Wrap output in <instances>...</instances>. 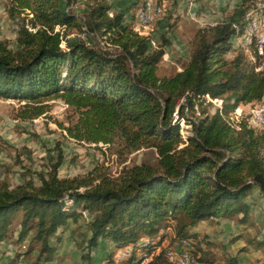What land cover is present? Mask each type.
Here are the masks:
<instances>
[{"label": "trees", "instance_id": "16d2710c", "mask_svg": "<svg viewBox=\"0 0 264 264\" xmlns=\"http://www.w3.org/2000/svg\"><path fill=\"white\" fill-rule=\"evenodd\" d=\"M10 1L11 14L25 17L16 48L0 41V97L20 103L18 117L48 115L49 101L59 98L70 111L67 123H57L70 137L116 145L126 155L152 148L157 160L118 176L96 167L61 178L58 141L39 185H0V243L18 221L20 239L33 233L31 241L41 245L34 264H43L55 251L51 237L84 218L87 230L79 236L89 263L101 238H109L116 248L101 264H143L152 254L147 264H170L167 250L183 240L196 241L194 264H240L234 255L221 261L192 228L220 216L246 219V198L254 191L264 196V128L251 117L232 121L241 106L264 105V59L244 43L226 56L234 38L243 42L247 13L264 0H242L226 19L200 28L187 63L166 76L157 73L165 45L153 46L147 26L136 28L140 0L131 22L124 11L110 12L113 0H86L82 16L65 0ZM95 35L101 44H94ZM214 100L221 104L212 112ZM182 119L191 125L186 138ZM127 246L133 249L118 258Z\"/></svg>", "mask_w": 264, "mask_h": 264}, {"label": "rangeland", "instance_id": "374dc122", "mask_svg": "<svg viewBox=\"0 0 264 264\" xmlns=\"http://www.w3.org/2000/svg\"><path fill=\"white\" fill-rule=\"evenodd\" d=\"M10 2L0 0V41L9 40L10 47L16 48L17 30L25 13L11 14ZM68 2L65 0L64 4L76 14L82 16L86 11V0H73L72 4ZM241 2L242 0H158L162 13L153 23L143 24L153 36V46L164 44L166 48V54L157 71L158 75L166 76L180 71L189 60L197 31L226 19ZM134 8L135 6L130 4L118 7L113 1V9L110 12L124 11L133 14ZM131 21L132 19H126V22ZM140 25L142 24L137 22L136 28L139 29ZM69 33L72 37L77 36L75 30H70ZM100 40L99 35L93 36L95 45L101 44ZM242 43L241 38H234L233 48L226 55L227 58H232L236 48ZM49 102L52 109L48 115L22 120L18 117L20 103L14 99L0 97V185L14 188L31 181L39 185L41 172L50 169L51 150L58 141L61 142L64 155L63 164L58 171L61 178L86 175L96 167H101L112 176H118L125 167L133 164L156 163V152L152 148H142L126 155L119 154L116 145L77 141L57 123H67L70 111L68 105L59 98ZM212 103L210 109L213 112L221 101L214 100ZM253 106H241L232 121L236 123L241 119V115L250 114L251 110L256 108ZM198 115L199 113L197 117ZM175 118H178L177 114ZM255 124L258 126L256 122ZM180 128L184 138L191 133V125L186 123L185 119L180 121ZM246 200L250 204L246 219H241L242 214L234 217L220 216L200 222L192 231L199 234L202 246L215 252L221 261L227 255H234L238 257L240 264H264V246L258 245V242L264 240V196L254 191ZM12 228L8 237L0 243V264H34L41 245L31 241L33 233L24 240L20 239L18 221H15ZM86 230L84 218L78 223L71 222L60 228L50 239V244L55 249L52 259L44 261L43 264H101L106 261L114 252L116 244L109 238H101L98 248L91 252L89 263L86 258V244L79 236ZM165 232L174 234L172 228L166 229ZM168 242L169 239L165 245H168ZM195 242L190 241L191 253L195 249ZM127 248L133 246L119 250L117 257L121 258L124 253L126 256L130 250Z\"/></svg>", "mask_w": 264, "mask_h": 264}, {"label": "bare ground", "instance_id": "6f19581e", "mask_svg": "<svg viewBox=\"0 0 264 264\" xmlns=\"http://www.w3.org/2000/svg\"><path fill=\"white\" fill-rule=\"evenodd\" d=\"M114 1V0H113ZM153 7L154 10H161V7L157 5L156 1L153 0ZM138 14L140 15V21H138L141 24H150L153 23L156 18L162 13L161 11H157L154 13V19L151 21L149 20V11H150V3L149 0H140L139 5H137ZM256 11H262V20H264V8L261 5H258L256 8ZM246 22V31L243 36V43L248 47L250 44H253L255 47V52H257L259 57H262L264 59V54H260V46L264 47V37L260 38L259 36V19L257 16H255V12L247 13L245 17ZM86 36L85 33H83V36ZM260 35H264V28H260ZM252 45V46H253ZM264 67V62H263ZM264 112V105L259 106L257 108H254L252 111H261ZM250 112V113H251ZM259 127L264 128V125H262L261 121L254 120ZM181 244H189V240H183ZM129 252V251H128ZM127 252V253H128ZM126 253V254H127ZM184 253L190 255L191 263H185V264H194V259L192 257L190 246H184ZM125 253L123 254V256ZM167 257L170 260H179V253L178 250H176V247L174 249H168L167 250ZM146 259L145 261H147ZM144 261V262H145Z\"/></svg>", "mask_w": 264, "mask_h": 264}, {"label": "built area", "instance_id": "2783aa9c", "mask_svg": "<svg viewBox=\"0 0 264 264\" xmlns=\"http://www.w3.org/2000/svg\"><path fill=\"white\" fill-rule=\"evenodd\" d=\"M261 2H262V0H261ZM149 3H150V11H149V20L148 21L152 22V20L154 19V13H156L157 11H161V10H154L153 0H149ZM263 8H264V6H263ZM249 12H255V16H257V18L259 19V31H258L259 36H260V38L264 37V35H260V28H264V20H262V11H256V5H255ZM136 19H137V22L140 21V15L138 14L137 9H136ZM82 38L85 39V35ZM259 48H260V54H264V47L260 46ZM241 116L242 117H251L254 120L261 121L262 125H264V112H262V110L261 111H252L250 114H244ZM184 246H190V245L189 244H180V242L176 244V250H178V253H179V260L168 259L170 264L191 263L190 255L184 253ZM127 249H133V248H127ZM158 252L159 251H157L156 253H158ZM152 256H153V254L151 255V257L148 258L147 261H145L144 264H147V262L150 259H152Z\"/></svg>", "mask_w": 264, "mask_h": 264}, {"label": "crops", "instance_id": "0c3cea01", "mask_svg": "<svg viewBox=\"0 0 264 264\" xmlns=\"http://www.w3.org/2000/svg\"><path fill=\"white\" fill-rule=\"evenodd\" d=\"M136 1L137 0H114V3H116V5L118 6V7H122V6H124V5H126V4H130V5H133V6H135L136 5ZM132 13L131 12H126L125 13V18L126 19H132Z\"/></svg>", "mask_w": 264, "mask_h": 264}]
</instances>
